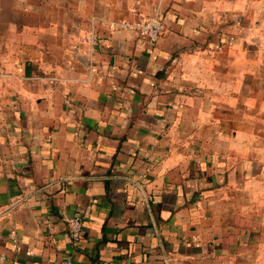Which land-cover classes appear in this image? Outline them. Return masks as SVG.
<instances>
[{
	"label": "crops",
	"instance_id": "crops-1",
	"mask_svg": "<svg viewBox=\"0 0 264 264\" xmlns=\"http://www.w3.org/2000/svg\"><path fill=\"white\" fill-rule=\"evenodd\" d=\"M64 256L264 264V0H0V264Z\"/></svg>",
	"mask_w": 264,
	"mask_h": 264
},
{
	"label": "built area",
	"instance_id": "built-area-1",
	"mask_svg": "<svg viewBox=\"0 0 264 264\" xmlns=\"http://www.w3.org/2000/svg\"><path fill=\"white\" fill-rule=\"evenodd\" d=\"M123 26L130 27L134 29L138 35L145 39L150 45L154 46L159 39L161 31L163 29V23L158 18H148L135 23H124ZM82 218L79 215L71 217L68 219V233L70 236V241L73 245H77L82 230ZM13 237V248L18 249V243L15 235ZM57 264H73L72 259L68 256H64Z\"/></svg>",
	"mask_w": 264,
	"mask_h": 264
}]
</instances>
